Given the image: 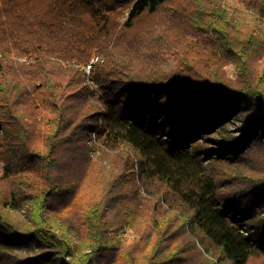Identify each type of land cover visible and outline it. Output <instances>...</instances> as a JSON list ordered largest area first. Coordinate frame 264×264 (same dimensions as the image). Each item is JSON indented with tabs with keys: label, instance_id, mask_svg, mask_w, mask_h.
Instances as JSON below:
<instances>
[{
	"label": "trees",
	"instance_id": "16d2710c",
	"mask_svg": "<svg viewBox=\"0 0 264 264\" xmlns=\"http://www.w3.org/2000/svg\"><path fill=\"white\" fill-rule=\"evenodd\" d=\"M230 1L0 0V259L264 264V36ZM234 1L264 23V0ZM92 134L102 161L136 154L132 176L188 212L177 230L212 259L150 235L140 208L114 224L81 200Z\"/></svg>",
	"mask_w": 264,
	"mask_h": 264
},
{
	"label": "rangeland",
	"instance_id": "374dc122",
	"mask_svg": "<svg viewBox=\"0 0 264 264\" xmlns=\"http://www.w3.org/2000/svg\"><path fill=\"white\" fill-rule=\"evenodd\" d=\"M125 6L126 3L122 5L120 9H123ZM228 8L231 14L241 23H250L253 27L256 26L264 36V23H257L254 21L253 16L250 15L243 5L233 0L228 3ZM128 13L129 10L125 8V18L128 16ZM125 18H123V20ZM99 59L103 61L104 57ZM96 60L98 59L96 58ZM225 73L230 79H237L235 66H227L225 68ZM85 74L87 78L90 79L88 82L92 88H96V85H94L95 82L91 77L92 72L87 74L85 71ZM227 125L236 133L237 137L242 135L240 133L241 123L239 120L233 119L227 123ZM209 136L212 138L214 135ZM87 147L88 148H86L84 152L86 153V157L90 158L87 159L85 163L88 162L92 170L81 184L79 195L82 196V201L89 200L90 202H95L105 207L107 214L110 215L114 224L120 222L128 208H140L143 212L144 219L151 227L152 232H150V235L156 236L162 232L163 236H161V238L166 237L165 240H167H164L163 244L166 243L171 245L172 249L177 247L181 248V254L190 257L194 256L196 247H199L206 257L209 259L213 258L215 250L212 246L207 250V247L200 241L194 242L192 238L189 239L186 237L187 234L184 232L183 228L177 230L180 222L177 223L174 219L178 217L181 222L186 221L188 212L172 208L164 198L161 199L159 192L160 188L155 187V183H148V181H145L140 173H137L135 177L132 176L130 172L132 170V160L137 158L134 152L127 149L128 154L131 156V161L129 160L130 166L125 168V160H122L121 157L117 159L116 163L101 160L105 155L101 156V152L96 148L95 134L89 136ZM115 153L119 154L122 153V151H117ZM124 156L126 159H129L128 156ZM110 184H113V187H111ZM168 199L170 203H174L171 196H168ZM157 218H159V220L154 221V219ZM159 223H162V229L160 231L157 229ZM141 226H144V224H142V220L139 219L137 227L140 228ZM127 227L128 228L125 229L121 237L122 243L125 245H132L135 240V231L132 227ZM189 228L191 229V227ZM16 253L18 254L17 257L11 256L1 258L0 264H27L25 259L28 256V252L23 248H17ZM218 264L223 263L219 262Z\"/></svg>",
	"mask_w": 264,
	"mask_h": 264
},
{
	"label": "built area",
	"instance_id": "2783aa9c",
	"mask_svg": "<svg viewBox=\"0 0 264 264\" xmlns=\"http://www.w3.org/2000/svg\"><path fill=\"white\" fill-rule=\"evenodd\" d=\"M96 62V60H94L92 63ZM91 64L90 65H87V67H84L85 71L87 72V74H90L91 73Z\"/></svg>",
	"mask_w": 264,
	"mask_h": 264
}]
</instances>
